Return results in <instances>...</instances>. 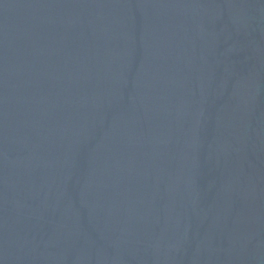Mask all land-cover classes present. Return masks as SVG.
Returning <instances> with one entry per match:
<instances>
[{
    "label": "water",
    "instance_id": "1",
    "mask_svg": "<svg viewBox=\"0 0 264 264\" xmlns=\"http://www.w3.org/2000/svg\"><path fill=\"white\" fill-rule=\"evenodd\" d=\"M0 264H264V0H0Z\"/></svg>",
    "mask_w": 264,
    "mask_h": 264
}]
</instances>
